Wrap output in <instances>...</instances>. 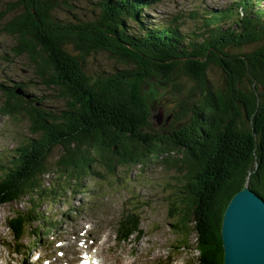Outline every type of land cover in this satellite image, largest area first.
<instances>
[{
    "label": "trees",
    "instance_id": "obj_1",
    "mask_svg": "<svg viewBox=\"0 0 264 264\" xmlns=\"http://www.w3.org/2000/svg\"><path fill=\"white\" fill-rule=\"evenodd\" d=\"M87 1L97 8L92 19L66 9L75 19L63 20L55 15L60 0H7L0 8V34L15 37L9 50L26 55L36 79L64 100L61 109H46L39 95L16 92L25 83L0 82V115L27 118L32 134L0 161V207L10 211L5 225L15 235L31 230L51 200L99 174L96 164L109 175L117 165L174 167L187 183L168 206L177 249L187 246L191 228L197 254L185 264H223L221 222L230 198L247 184L264 200L262 0H232L230 11H217L199 35L145 25L144 0ZM98 52L119 65L87 69ZM210 66L219 84L209 79ZM149 80L180 96L164 122L174 121L162 131L151 121ZM58 145L50 170L47 159Z\"/></svg>",
    "mask_w": 264,
    "mask_h": 264
},
{
    "label": "rangeland",
    "instance_id": "obj_2",
    "mask_svg": "<svg viewBox=\"0 0 264 264\" xmlns=\"http://www.w3.org/2000/svg\"><path fill=\"white\" fill-rule=\"evenodd\" d=\"M7 0H0V8ZM62 7L58 8L55 15L63 20L75 17L79 19L93 18L96 6L87 0H60ZM140 2V0H137ZM147 7L142 14L143 23L178 25L184 33L196 31L199 34L206 32L205 22L217 15V11L230 8L232 0H144ZM135 2V0H134ZM259 8L264 9V0ZM66 9H73L77 15L69 13ZM212 14V15H211ZM195 15V16H191ZM78 16V17H77ZM222 25H227L226 20ZM149 27V26H148ZM15 43V37L5 33L0 34V82L8 87L14 82L25 83V86L18 84L16 88L21 89L24 94L35 93L39 95L43 102V108L57 111L64 106V100L56 96V92L46 88L34 75V66L26 55L15 56L10 47ZM118 59L110 56L107 52H98L91 55L86 63L87 69L102 68L111 72ZM88 72V71H87ZM209 79L215 84H219L221 76L215 66H210L208 70ZM144 90L148 95L149 104H152L151 121L156 131L168 128L171 118L166 122L165 117L172 106L180 98L176 94L169 92L168 87L162 86L156 80H149L144 85ZM3 94V95H2ZM4 96V91L0 89V98ZM40 101V99H38ZM32 134L29 131V121L22 116L0 115V161H8L14 154V148L25 142ZM61 154V146L52 149L48 159L49 168L53 170L54 163ZM93 170L99 174L91 175L89 178L74 184L73 190L67 189L63 198L48 203L44 208L45 216L57 217L65 221V207L73 209L80 203L86 204L90 199L96 197L105 200L110 208L121 207L122 214L131 211L132 208L142 207L141 228L142 238L137 241L132 239L133 245L138 246L142 251L141 255L160 252L165 257L170 256V264H184L188 259L197 254L195 243L196 234L188 231L186 239L187 246L176 249L170 247L180 245L178 237L171 227L173 219L169 216L168 206H174L179 202L180 195L177 189L182 188L185 182L183 172L176 171L174 167L151 166L137 163L135 165H117L115 174L109 175L100 164H96ZM52 172V171H51ZM47 179H51L47 176ZM90 187L92 190H87ZM64 202V203H63ZM9 206L0 207V241L6 240L7 233L10 232L5 225V219L10 214ZM85 213L81 210V214ZM68 223V222H67ZM44 238H47L45 235ZM145 242L150 245L143 246ZM159 244V245H158ZM175 246V247H176ZM188 247V248H187ZM9 254L7 249L0 244V257ZM128 254L127 249L118 251L117 256ZM168 255V256H167Z\"/></svg>",
    "mask_w": 264,
    "mask_h": 264
},
{
    "label": "water",
    "instance_id": "obj_3",
    "mask_svg": "<svg viewBox=\"0 0 264 264\" xmlns=\"http://www.w3.org/2000/svg\"><path fill=\"white\" fill-rule=\"evenodd\" d=\"M16 92L23 94L18 88ZM221 237L223 264H264V200L247 184L232 195L224 210Z\"/></svg>",
    "mask_w": 264,
    "mask_h": 264
}]
</instances>
